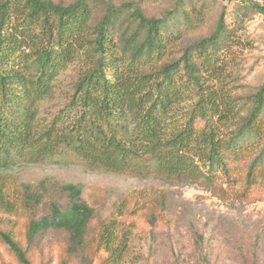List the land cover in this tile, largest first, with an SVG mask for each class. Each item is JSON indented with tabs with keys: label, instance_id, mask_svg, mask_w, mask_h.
I'll return each instance as SVG.
<instances>
[{
	"label": "rangeland",
	"instance_id": "rangeland-1",
	"mask_svg": "<svg viewBox=\"0 0 264 264\" xmlns=\"http://www.w3.org/2000/svg\"><path fill=\"white\" fill-rule=\"evenodd\" d=\"M41 1L60 7L76 2ZM85 2L90 9L88 38L94 36L106 9L115 8V22L108 32L117 52H124L121 57L131 54V35L137 24L131 17L133 7L124 5H133L146 18H169L167 32L174 37L160 57L141 60L144 73L180 63L185 51L209 37L222 17L226 44L209 70L212 73H203V80L220 99V114L231 115L222 111L224 98L231 101L233 111L239 110L242 117L248 114L264 80V16L253 7L261 4L260 0ZM20 6L8 14L10 31L41 35L42 20L30 18L24 4ZM61 48L67 59L37 111L41 128L54 124L59 132L67 130L76 88L93 65L88 44L68 38ZM23 51L29 52L25 48ZM104 73L110 75L109 71ZM180 74L184 76V71ZM196 99L193 94L186 95L173 112H189ZM220 114L213 119L218 125ZM62 116L67 117L60 121ZM261 116L260 131L245 135L239 142L255 148L228 160V173H218L211 181L202 177L181 181L154 173V167L144 177L91 171L69 152L37 162L9 161L0 176L15 185H29L31 192L38 195L39 204L23 214L0 212V232L11 235L30 264H264V105ZM226 127L234 129L229 124ZM224 129L220 127V133ZM256 156L259 160L249 177L248 170ZM66 185L78 188L81 202L92 211L84 248H76L69 233L53 224L36 232L30 230L31 222H52L53 204L61 212L69 209L71 197L60 190ZM0 264H20L1 239Z\"/></svg>",
	"mask_w": 264,
	"mask_h": 264
},
{
	"label": "trees",
	"instance_id": "trees-1",
	"mask_svg": "<svg viewBox=\"0 0 264 264\" xmlns=\"http://www.w3.org/2000/svg\"><path fill=\"white\" fill-rule=\"evenodd\" d=\"M260 1L253 7L264 16V0ZM23 4L30 18L42 20L41 35L10 31L8 14ZM123 7H133L131 17L137 24L131 35V54L121 57L124 52H117L108 32L115 22L113 6L106 9L94 36L88 38L90 9L85 0L67 7L41 0H0V170L14 159L37 162L69 152L91 171L144 177L154 167V173L181 181L198 177L211 181L218 173H228V160L253 149L255 145L241 146L239 142L245 135L260 131L264 80L244 117L239 110L233 111L231 101L225 98L222 111L231 115L220 114V99L203 80V73H212L209 70L226 44L223 18L209 37L185 51L180 63L144 73L141 60L160 57L174 37L167 32L170 20L146 18L133 5ZM68 38L88 44L93 65L76 88L67 130L59 132L54 124L41 128L37 111L67 59L61 47ZM104 71L110 75L105 76ZM189 94L197 97L193 108L187 113L173 112ZM218 114L219 125L213 121ZM226 124L234 129L227 130ZM220 127L226 128L222 134ZM258 160L257 156L252 160L249 177ZM60 190L71 197L69 209L61 212L53 204L52 222H31L30 230L36 232L53 224L69 233L76 248H84L92 211L81 202L78 188L66 185ZM38 204V195L29 185H15L0 176V212L23 214ZM0 239L20 264H30L9 233L0 232Z\"/></svg>",
	"mask_w": 264,
	"mask_h": 264
}]
</instances>
